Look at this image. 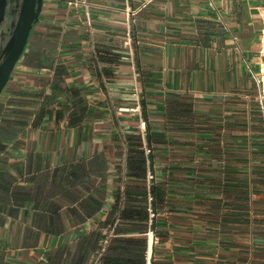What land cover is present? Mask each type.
I'll list each match as a JSON object with an SVG mask.
<instances>
[{
	"label": "crops",
	"instance_id": "0c3cea01",
	"mask_svg": "<svg viewBox=\"0 0 264 264\" xmlns=\"http://www.w3.org/2000/svg\"><path fill=\"white\" fill-rule=\"evenodd\" d=\"M261 7L44 0L0 95V264H87L109 232L104 264H145L153 228L152 264H264Z\"/></svg>",
	"mask_w": 264,
	"mask_h": 264
},
{
	"label": "water",
	"instance_id": "95a60500",
	"mask_svg": "<svg viewBox=\"0 0 264 264\" xmlns=\"http://www.w3.org/2000/svg\"><path fill=\"white\" fill-rule=\"evenodd\" d=\"M8 0H0V25L4 20ZM44 0H16L8 34L0 33V95L25 53L34 26L39 21Z\"/></svg>",
	"mask_w": 264,
	"mask_h": 264
},
{
	"label": "built area",
	"instance_id": "2783aa9c",
	"mask_svg": "<svg viewBox=\"0 0 264 264\" xmlns=\"http://www.w3.org/2000/svg\"><path fill=\"white\" fill-rule=\"evenodd\" d=\"M140 9L134 10V9H129L126 8L125 14H126V20H127V39H130V35H131V20L133 19V17L139 13ZM259 15L263 24V28H262V37H261V50L260 53L261 55L264 57V7H261L259 9ZM128 59V58H126ZM258 81L260 83V87H261V93L259 96V102H260V106L261 109L264 113V62L261 64L260 66V71H259V78ZM138 90L135 88L134 89V93L135 96L138 95ZM119 111L122 112H138L140 113V105L137 104L134 108H119ZM141 131L144 133L146 130V124L144 120L140 121V125H139ZM142 149L144 150V154L147 157V163L149 165L150 160L149 157L152 155V150L147 147V146H143ZM148 173H147V179H148V185L149 187L152 186L153 182L155 181V173L151 168H148ZM152 201H153V197L150 195L149 196V204H148V211H149V220H150V225H154V221L156 219V211L154 210L153 206H152ZM147 239H148V244H147V248L145 251V264H152V255H153V251H154V247L155 245L159 242V238L156 235L155 229H150L147 232ZM114 237V234L112 232H109L105 238L104 244L102 246V248L100 249V251L98 252L97 255H95L94 257H92L87 264H104L103 259L105 256V253L107 251L108 246L110 245L112 239Z\"/></svg>",
	"mask_w": 264,
	"mask_h": 264
},
{
	"label": "flooded vegetation",
	"instance_id": "af4514ba",
	"mask_svg": "<svg viewBox=\"0 0 264 264\" xmlns=\"http://www.w3.org/2000/svg\"><path fill=\"white\" fill-rule=\"evenodd\" d=\"M15 2H16V0H8L5 17H4L3 22L0 25V33H1L2 30H6L8 28V26L5 27V25H6V22H7L8 18L10 17L11 10L15 6Z\"/></svg>",
	"mask_w": 264,
	"mask_h": 264
},
{
	"label": "rangeland",
	"instance_id": "374dc122",
	"mask_svg": "<svg viewBox=\"0 0 264 264\" xmlns=\"http://www.w3.org/2000/svg\"><path fill=\"white\" fill-rule=\"evenodd\" d=\"M13 14V13H12ZM11 13H10V17L8 18V20H7V22H6V25H5V27H7L8 26V28L6 29V30H2L1 31V33H4V34H8V31H9V28L11 27V24H12V21H13V16L14 15H12Z\"/></svg>",
	"mask_w": 264,
	"mask_h": 264
},
{
	"label": "trees",
	"instance_id": "16d2710c",
	"mask_svg": "<svg viewBox=\"0 0 264 264\" xmlns=\"http://www.w3.org/2000/svg\"><path fill=\"white\" fill-rule=\"evenodd\" d=\"M111 244V243H110ZM110 246V245H109ZM109 246H108V248H109ZM108 248H107V250H108ZM105 256H106V254H105ZM105 256H104V259H105ZM104 259H103V261H104Z\"/></svg>",
	"mask_w": 264,
	"mask_h": 264
}]
</instances>
